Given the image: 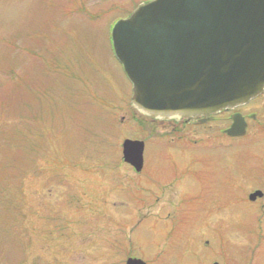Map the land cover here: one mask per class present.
Returning <instances> with one entry per match:
<instances>
[{
	"label": "rangeland",
	"instance_id": "rangeland-1",
	"mask_svg": "<svg viewBox=\"0 0 264 264\" xmlns=\"http://www.w3.org/2000/svg\"><path fill=\"white\" fill-rule=\"evenodd\" d=\"M143 1L0 0V264H264L244 201L264 188V132L179 148L131 111L110 33ZM248 109L261 115L264 95ZM124 140L144 142L141 173ZM206 216L222 226L198 258L185 232Z\"/></svg>",
	"mask_w": 264,
	"mask_h": 264
},
{
	"label": "water",
	"instance_id": "water-1",
	"mask_svg": "<svg viewBox=\"0 0 264 264\" xmlns=\"http://www.w3.org/2000/svg\"><path fill=\"white\" fill-rule=\"evenodd\" d=\"M111 42L132 86L131 107L149 119L205 124L264 91V0H153L115 23ZM231 121L225 134L243 137L241 114ZM121 149L139 173L144 143L124 140Z\"/></svg>",
	"mask_w": 264,
	"mask_h": 264
},
{
	"label": "flooded vegetation",
	"instance_id": "flooded-vegetation-1",
	"mask_svg": "<svg viewBox=\"0 0 264 264\" xmlns=\"http://www.w3.org/2000/svg\"><path fill=\"white\" fill-rule=\"evenodd\" d=\"M148 1L149 0H146V1H143L142 3H146ZM138 5L135 6V9L137 8ZM130 14L131 13H128L127 17ZM263 95H264V92H263V94H261L260 97H262ZM258 98H256V99H258ZM255 100L250 101L247 104H244L242 106H239L237 109H235L233 111H222L216 115H212V116H210L209 121L205 124L199 123L200 120H204V118H202V117H198L195 120H188V119H183V118H171L168 120H159V119L154 120V119H149L147 117H143L142 115L136 113L132 108H131V111L133 112V115H135L136 117L143 118L145 121L151 123L153 130L157 133L156 136H160L162 138L166 137L168 142H170L173 145H175L176 142H179L177 144V146L179 148H185L182 146V144L187 142L188 140H194L195 142H193V143L199 144V146L202 145L206 141H209V142L212 141V138H213L212 133L213 132H216L220 135L228 137L225 134V131L230 127L231 116L234 113L241 114V116L243 117V119L246 123V130H245L246 132H245V135L243 138L254 137L257 134L264 132V120L262 121V119H261V118H264V109H263V113L261 115L259 113H257L256 111H254V109L250 113V109H248L249 105L251 103H253ZM224 119H226L228 121V125L223 126V125L217 124V122H220ZM260 120H261V122H259ZM253 126L254 127L256 126L258 128V130L253 136H249L248 133ZM246 135H248V136H246ZM228 138H230V137H228ZM232 139H235V138H232ZM237 139H242V138H237ZM195 155H197V153ZM180 157L182 159H184L185 161L187 159H188V161H190V158L195 157V156H191L186 151H184L181 153ZM143 168H144V158H143V166H142V169L139 173L142 172ZM130 169L133 171L132 168H130ZM256 187H260V188L262 187V190L259 188H253L250 191H247V193H246V189H245L246 198L244 199V201L246 200L247 202L253 203V204L257 203V205H258L257 209H258L259 214H260V216L257 219V222L258 223H264V188L261 185L256 186ZM189 188H190V183L189 182H183L181 184L180 189L177 192V194H181L184 191H188ZM256 192H260L261 196L256 197L255 200L251 201L249 199L250 196ZM170 195L172 196L173 193H171ZM244 197H245V194H244ZM165 205L169 206L171 204H170V202H166ZM225 210L231 211L233 214H235V213L242 214V212L244 213V211L238 212L235 209H227V208L218 210L216 213L221 212V211H225ZM210 215H213V214H210ZM210 215L208 217H212ZM208 217L206 216L204 218V220L202 221V223H194V225L189 223L190 225H189L188 231L185 232L186 240L188 241V249H189L188 251L190 254H192L193 256H196L198 258H201V255L204 253V248L207 247V245L209 244V242L207 240L208 232L216 229L220 225L222 226L221 223H215V224L210 223L211 225H209L208 223H205V219ZM241 222H244V221L241 220ZM155 253L156 252H154L153 254H155ZM127 258L139 260L138 257H134V256H127Z\"/></svg>",
	"mask_w": 264,
	"mask_h": 264
}]
</instances>
